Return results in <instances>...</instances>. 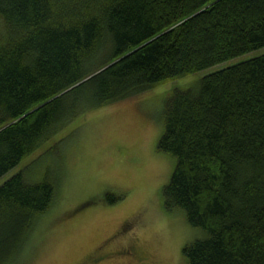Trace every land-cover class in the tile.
Wrapping results in <instances>:
<instances>
[{"label":"trees","instance_id":"obj_1","mask_svg":"<svg viewBox=\"0 0 264 264\" xmlns=\"http://www.w3.org/2000/svg\"><path fill=\"white\" fill-rule=\"evenodd\" d=\"M0 18V177L81 112L264 48V0H0ZM163 116L164 206L203 232L186 262L264 264V52L174 88ZM53 175L0 185V264L55 203Z\"/></svg>","mask_w":264,"mask_h":264},{"label":"rangeland","instance_id":"obj_2","mask_svg":"<svg viewBox=\"0 0 264 264\" xmlns=\"http://www.w3.org/2000/svg\"><path fill=\"white\" fill-rule=\"evenodd\" d=\"M3 24L0 18L1 33ZM261 52L81 112L1 176L0 185L21 170L31 181L59 178L55 203L15 264H188L183 247L203 232L164 206L162 189L176 164L157 148L166 99L204 73ZM108 193L120 199L109 202Z\"/></svg>","mask_w":264,"mask_h":264},{"label":"flooded vegetation","instance_id":"obj_3","mask_svg":"<svg viewBox=\"0 0 264 264\" xmlns=\"http://www.w3.org/2000/svg\"><path fill=\"white\" fill-rule=\"evenodd\" d=\"M131 253H132V251H131ZM132 255H133V253H132Z\"/></svg>","mask_w":264,"mask_h":264}]
</instances>
